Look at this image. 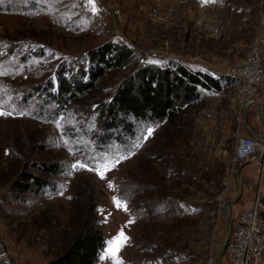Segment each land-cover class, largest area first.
Masks as SVG:
<instances>
[{"label": "rangeland", "instance_id": "obj_1", "mask_svg": "<svg viewBox=\"0 0 264 264\" xmlns=\"http://www.w3.org/2000/svg\"><path fill=\"white\" fill-rule=\"evenodd\" d=\"M257 38L264 41V0H0V254L14 264L52 259L70 231L77 182L85 178L95 190L107 238L97 264H207L211 254L216 261L227 237L224 202L237 195L240 163L233 156L246 106L238 122L228 124L225 116L241 106L234 100L238 82L223 91L222 100L207 96L196 103L194 129L188 144L180 141L176 164L174 154L150 157L159 140L152 127L144 126L146 135L128 157L116 145L92 155L93 142L83 134L73 137L68 128L85 122L90 130L94 119L86 116L93 106L109 101L142 63L176 61L222 76L247 58ZM109 41L127 44L134 62L108 69L60 120L40 119L52 111L38 95L27 106L10 108L11 91L59 81L65 65L70 69L71 61ZM38 51L45 56H36ZM212 115L218 116L214 124ZM79 142L89 146L86 153L78 151ZM41 145L47 149L39 150ZM56 158L69 168L55 178L56 191L11 200L10 185L28 162ZM247 198L245 191L230 205L232 226ZM121 232L126 240L113 256L109 248Z\"/></svg>", "mask_w": 264, "mask_h": 264}, {"label": "trees", "instance_id": "obj_2", "mask_svg": "<svg viewBox=\"0 0 264 264\" xmlns=\"http://www.w3.org/2000/svg\"><path fill=\"white\" fill-rule=\"evenodd\" d=\"M13 51L11 49L6 55ZM35 55L45 56L42 51L35 52ZM134 60V53L127 44L109 41L88 52L84 59L71 61L68 64L70 69L65 65L59 81L50 78L23 90L11 91L10 108L16 104L27 106L38 95L43 98L41 103H47L52 111L49 116L40 119L44 122V119L58 121L76 99L97 88V83L108 69L127 67ZM236 82L233 77L215 76L181 62L170 61L166 65L142 63L117 86L109 101L93 106L86 116L94 119L90 130L83 122L68 128L69 133L73 137L83 134L84 139L92 141V155L108 152L116 145L118 151L128 157L140 146L138 139L142 141L141 136L146 135L144 126L152 127V135L159 140L149 148L150 157L159 161L167 160L170 154H174L173 163L176 164L178 162L174 161L182 153L179 145L183 143L180 141L188 144L194 129L196 118L193 109L200 108L196 103L203 101L207 94L222 92ZM41 103L39 107L43 108ZM75 146L81 153H86L89 148L84 142ZM142 147L144 149L146 144ZM45 148L43 145L38 147L39 150ZM30 167L36 172L29 171ZM68 170L67 163L59 158L28 162L26 169L10 185L8 193L13 194L11 200L22 201L25 194L39 195L47 189L56 191L58 184L55 178ZM96 209L93 186L87 179L79 178L70 208V231L56 255L45 264H97L107 247V238L99 227ZM0 264L14 263L0 254Z\"/></svg>", "mask_w": 264, "mask_h": 264}, {"label": "built area", "instance_id": "obj_3", "mask_svg": "<svg viewBox=\"0 0 264 264\" xmlns=\"http://www.w3.org/2000/svg\"><path fill=\"white\" fill-rule=\"evenodd\" d=\"M264 41L262 38L254 42L247 58L236 66L230 67L226 75L237 80L238 92L234 100L237 112L242 107L255 100L264 84ZM259 154V157H255ZM250 157L261 169L257 177L258 183L252 185L256 194L253 207L244 209L235 218L231 235L226 246L223 264H264V139L250 133L239 134L234 149V164L241 163ZM211 254L207 264H215Z\"/></svg>", "mask_w": 264, "mask_h": 264}, {"label": "crops", "instance_id": "obj_4", "mask_svg": "<svg viewBox=\"0 0 264 264\" xmlns=\"http://www.w3.org/2000/svg\"><path fill=\"white\" fill-rule=\"evenodd\" d=\"M208 98H216L217 100H222V98L224 97V92H219V93H209L207 94ZM207 96L205 98H207ZM256 101H258L261 105H262V108H263V115H264V84L262 85V88H261V91L258 95V97L255 99ZM247 106V105H246ZM246 108V107H245ZM245 108H244V111L243 113L245 114ZM204 110V108H202ZM236 109L237 107L235 108L234 106V109H233V114H232V117L231 115L229 116H225V120L226 122L229 124V123H232L234 121H237L238 122V112H236ZM223 112V111H222ZM237 116V118H236ZM213 118H211L212 120V124H214L216 122V119L218 118L217 115H212ZM196 118V116H195ZM238 119V120H237ZM248 122H249V125L250 127L257 133L259 134H263L264 135V122L261 121V118L259 116V113H258V108L256 106H252L250 108V111H249V116H248ZM195 123V122H194ZM243 125H242V134H246L247 132H245V128H244V115H243ZM225 130V129H224ZM212 132L215 133L216 132V128L214 126V128H212ZM242 163V162H241ZM240 163V164H241ZM259 166H257V164L255 163V158L252 157L251 159V162L250 164L248 165V167L246 169H243L241 171V183H242V187H243V191H242V196L244 195V192L246 191L247 194H248V198L246 200H242L243 201V210L244 209H249L251 207H253V201H254V198H255V194H256V191L254 190V193L252 194L249 189V185L251 183L255 184V183H258L259 181V178L258 177H254L253 175L251 176L250 174L255 172V174L259 171ZM254 174V175H255ZM263 183H264V177H263ZM237 218V216L235 217Z\"/></svg>", "mask_w": 264, "mask_h": 264}, {"label": "water", "instance_id": "obj_5", "mask_svg": "<svg viewBox=\"0 0 264 264\" xmlns=\"http://www.w3.org/2000/svg\"><path fill=\"white\" fill-rule=\"evenodd\" d=\"M252 106H256L258 108V113H259V116L261 118V121L264 122V115H263L262 105L258 101L253 100L252 102L248 103L246 108H245L244 128L251 135H254V136L258 137V138H263L264 139V135L263 134H259V133L255 132L249 125L248 116H249L250 108ZM255 157H259V154H256ZM251 159H252V157H250L249 159L243 161L240 164V166L238 167L237 171H236V174H235V184H236V192H237L236 197L231 199V200H226L224 202V211H225V214H226V222H227V237H226V239H225V241L223 243V246H222L220 252L218 253V256L216 258L215 264H220L221 259L224 256V253H225V250H226V246H227V243L229 241V238H230V235H231V230H232V225H231V222H230V210H229V207H230V205L238 203L240 201L241 197H242L243 187H242V183H241V180H240L241 171L248 167V165L251 162ZM261 161L264 164V157L261 158ZM261 169L262 168L259 169V171L257 172L258 173L257 175H260L259 173L261 172Z\"/></svg>", "mask_w": 264, "mask_h": 264}, {"label": "snow or ice", "instance_id": "obj_6", "mask_svg": "<svg viewBox=\"0 0 264 264\" xmlns=\"http://www.w3.org/2000/svg\"><path fill=\"white\" fill-rule=\"evenodd\" d=\"M91 2V0H90ZM151 132V130H149ZM117 206L119 205V202H117ZM126 240V237L123 236V233L121 232L118 234V237L112 242L110 248H109V253L113 256H115L116 251H118L119 247L122 245L123 241ZM117 264H120L119 261H117Z\"/></svg>", "mask_w": 264, "mask_h": 264}]
</instances>
